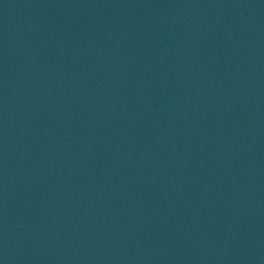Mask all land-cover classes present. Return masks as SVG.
<instances>
[{"label": "water", "instance_id": "obj_1", "mask_svg": "<svg viewBox=\"0 0 264 264\" xmlns=\"http://www.w3.org/2000/svg\"><path fill=\"white\" fill-rule=\"evenodd\" d=\"M0 264H264V0H0Z\"/></svg>", "mask_w": 264, "mask_h": 264}]
</instances>
